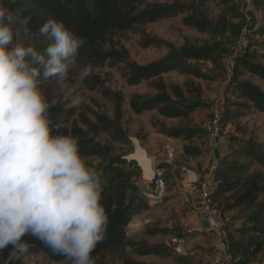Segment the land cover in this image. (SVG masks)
<instances>
[{"label":"rangeland","instance_id":"obj_1","mask_svg":"<svg viewBox=\"0 0 264 264\" xmlns=\"http://www.w3.org/2000/svg\"><path fill=\"white\" fill-rule=\"evenodd\" d=\"M176 1L181 4L184 13L156 23L142 24L132 31L112 34L106 39L102 49L112 53L113 58L100 64H81L92 69L85 81L77 80L70 73L66 82L45 83L43 88L49 102L76 110L75 120L87 134L89 130L82 127V119L96 123L97 116H106L116 123V132L113 128L99 137L109 147V153L88 159L89 164L101 170L111 158L124 156L128 161H135L140 168L139 185L144 191L131 197L134 206L127 235L149 246L165 245L172 256L137 257L132 255L129 248L127 254L136 262L146 264H208L218 257L216 237L200 231L181 182L185 179L183 174L186 171L191 172L193 179L197 178L193 172L198 174L197 179L207 178L205 170L210 156L201 124L215 113L224 117L225 134L236 136L237 141L230 143L232 150H239L242 141L249 139L264 148V113L246 103L235 87L237 82H250L264 92V79L249 68H239L237 73L234 72L242 53L248 54V62L264 67V0H255L252 7L244 5L243 0H146L145 6L156 2L173 4ZM251 17L253 21H250ZM201 19L210 28L202 30L192 24ZM240 24V34L235 36L234 32ZM245 30L246 38L241 40ZM212 43L223 44L226 52L217 55L213 61H189L191 69L199 75L174 71L140 85L131 86L128 83L129 63L146 66L163 60L173 50L187 46L199 48ZM165 92L174 102L189 105L199 100L203 106L179 118H168L158 109L142 114L134 111L132 103L135 98H153ZM78 94L84 97V102L73 106L72 99ZM181 128L193 133L200 132V135H194L191 139L174 136L173 132ZM113 136H117L119 141ZM138 151L146 153L154 164L161 165L166 172L167 190L160 203L151 200L152 183L145 178L139 162L134 160ZM169 151L175 156L173 166L166 164ZM237 159L240 162L245 160L241 157ZM254 172L264 174V166L253 163L249 174ZM259 200L264 201V195ZM218 214L225 230L220 234L221 240H224L229 229L239 237L236 230L243 224L242 218L246 214L238 210ZM173 238L185 241L181 253L173 245ZM20 263L55 264L42 255L22 258ZM230 264H234L233 261ZM248 264H264V249Z\"/></svg>","mask_w":264,"mask_h":264},{"label":"trees","instance_id":"obj_2","mask_svg":"<svg viewBox=\"0 0 264 264\" xmlns=\"http://www.w3.org/2000/svg\"><path fill=\"white\" fill-rule=\"evenodd\" d=\"M5 4L21 19L25 16L31 17L30 27L33 30L41 26L50 16L62 19L66 26L85 41L78 54L80 64H100L107 59H112V53L102 49V43L112 34L132 31L139 25L156 23L184 13L181 4L177 1L173 4L156 2L146 6V0H5ZM205 23L201 19L192 24L202 30L210 28L209 24ZM241 28L242 24L234 32L235 36L240 34ZM225 52L223 44L212 43L199 48L187 46L173 50L163 60L146 66L129 63L128 83L131 86L140 85L142 82L151 81L174 71L199 75L196 70L191 69L189 61H213L217 55ZM242 55L243 53L239 56L234 72L237 73L239 68H249L254 74L264 79V67L248 62V54ZM51 82L53 81H45L43 85ZM235 87L246 103L264 113V92L261 89L250 82H237ZM49 103L52 105L49 109L50 117L56 130L61 134L71 133L77 137L81 154L87 160L103 157L109 153V147L105 146L99 137L101 133L115 129L116 123L111 122L106 116H97L96 123L82 119V127L89 130L87 134L75 120L74 108L66 109L60 103ZM202 106L203 103L199 100L192 101L189 105L174 102L166 92L153 98H135L132 103L137 114L158 109L168 118L184 117ZM223 121L224 117L221 116L222 133H226L223 130ZM201 130L204 132L202 128ZM91 134L94 136H89ZM198 134L200 135V132L193 133L191 130L182 128L173 132L174 136L185 139H191ZM113 137L119 141L117 136ZM235 140L236 136L227 134L229 154L219 159V164L212 173L214 187L210 202L216 214L220 212V215H223L233 210L246 214L242 218L243 224L236 230L239 237H236L235 233L229 229L223 242L228 254L227 264L231 261L234 264H248L264 249V201L259 200L260 196L264 195V174L260 172L249 174L253 163L264 166V148L255 144V140L249 139L242 141L239 150H232L230 143ZM238 157L245 160L240 162ZM89 165L95 168L102 178L101 202L108 215L105 239L92 253L94 264H146L132 259L127 254L128 248L132 255L137 257H171L172 254L167 246H149L130 239L127 235V227L131 222L134 206L131 197L144 191L139 185L141 170L136 162L128 161L124 156H117L108 160L101 170L94 165ZM222 231H225L223 227ZM25 239L30 245L25 256L17 259L13 255V250L6 248L0 251V264H21L22 258L33 255H42L55 264L63 263V257L53 255L38 240L31 237H25Z\"/></svg>","mask_w":264,"mask_h":264},{"label":"clouds","instance_id":"obj_3","mask_svg":"<svg viewBox=\"0 0 264 264\" xmlns=\"http://www.w3.org/2000/svg\"><path fill=\"white\" fill-rule=\"evenodd\" d=\"M30 23L0 0V251L20 259L31 237L63 264H94L108 226L102 178L77 137L56 130L43 88L91 75L78 59L85 41L53 16L35 30Z\"/></svg>","mask_w":264,"mask_h":264},{"label":"built area","instance_id":"obj_4","mask_svg":"<svg viewBox=\"0 0 264 264\" xmlns=\"http://www.w3.org/2000/svg\"><path fill=\"white\" fill-rule=\"evenodd\" d=\"M244 5L252 7L255 0H243ZM246 30L243 32V40L246 38ZM201 128L206 134V140L209 147V155H217L220 158L226 157L229 154V146L227 142V134L222 133L221 128V115L215 113L213 116L206 118L201 124ZM175 156L172 151L167 153L166 164L173 166ZM217 166H212L210 172L205 179H183L182 184L186 189L189 197V201L192 204V215L197 219L200 226V231L207 235L216 237V246L219 249L218 257L215 260L210 261L208 264H227V251L224 242L220 238L222 232V226L220 218L216 214L211 202L210 195L213 190L212 173L215 171ZM153 186V192L150 195L151 200L156 204L163 200L166 194L167 181L166 172L159 164H154L153 176L150 180ZM185 241L179 238H173V245L177 246L176 250L181 253L182 245Z\"/></svg>","mask_w":264,"mask_h":264},{"label":"bare ground","instance_id":"obj_5","mask_svg":"<svg viewBox=\"0 0 264 264\" xmlns=\"http://www.w3.org/2000/svg\"><path fill=\"white\" fill-rule=\"evenodd\" d=\"M134 158H135L134 160L139 162V164L144 169L143 171L145 172V178L148 181H150L152 179V176H153V167H154L153 161H151L148 158V156L146 155V153H144L143 151H138L137 154L134 155Z\"/></svg>","mask_w":264,"mask_h":264},{"label":"crops","instance_id":"obj_6","mask_svg":"<svg viewBox=\"0 0 264 264\" xmlns=\"http://www.w3.org/2000/svg\"><path fill=\"white\" fill-rule=\"evenodd\" d=\"M252 12H254V11H252ZM251 12V13H252ZM251 16V15H250ZM250 21H253V17H251V19H250ZM210 156V155H209ZM219 159H220V157L219 156H217V155H213V156H210V160H209V163H208V167L206 168V173H207V176H208V174H209V172H210V169H211V167L214 165V166H218V164H219ZM190 174H191V172H189V178H192L191 176H190ZM193 174V176H195V177H197L198 178V174L197 173H195V172H193L192 173Z\"/></svg>","mask_w":264,"mask_h":264},{"label":"water","instance_id":"obj_7","mask_svg":"<svg viewBox=\"0 0 264 264\" xmlns=\"http://www.w3.org/2000/svg\"><path fill=\"white\" fill-rule=\"evenodd\" d=\"M183 176L185 177V179H189V172L188 171L184 172Z\"/></svg>","mask_w":264,"mask_h":264}]
</instances>
